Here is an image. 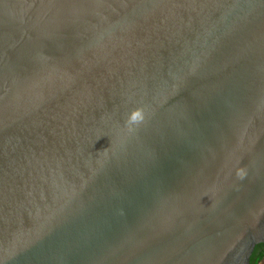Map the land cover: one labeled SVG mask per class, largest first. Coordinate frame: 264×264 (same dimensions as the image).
Returning <instances> with one entry per match:
<instances>
[{"label": "water", "instance_id": "1", "mask_svg": "<svg viewBox=\"0 0 264 264\" xmlns=\"http://www.w3.org/2000/svg\"><path fill=\"white\" fill-rule=\"evenodd\" d=\"M260 243L264 0H0V264Z\"/></svg>", "mask_w": 264, "mask_h": 264}, {"label": "trees", "instance_id": "2", "mask_svg": "<svg viewBox=\"0 0 264 264\" xmlns=\"http://www.w3.org/2000/svg\"><path fill=\"white\" fill-rule=\"evenodd\" d=\"M264 258V243H260L255 246L250 261L251 264H259V262Z\"/></svg>", "mask_w": 264, "mask_h": 264}, {"label": "clouds", "instance_id": "3", "mask_svg": "<svg viewBox=\"0 0 264 264\" xmlns=\"http://www.w3.org/2000/svg\"><path fill=\"white\" fill-rule=\"evenodd\" d=\"M139 117H140V112H139V111H136V112H134V113L132 114V116H131V120H132L133 122H135Z\"/></svg>", "mask_w": 264, "mask_h": 264}, {"label": "rangeland", "instance_id": "4", "mask_svg": "<svg viewBox=\"0 0 264 264\" xmlns=\"http://www.w3.org/2000/svg\"><path fill=\"white\" fill-rule=\"evenodd\" d=\"M259 264H264V258L259 262Z\"/></svg>", "mask_w": 264, "mask_h": 264}]
</instances>
